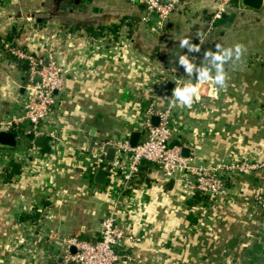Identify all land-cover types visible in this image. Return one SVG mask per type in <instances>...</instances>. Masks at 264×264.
<instances>
[{
	"label": "crops",
	"instance_id": "obj_1",
	"mask_svg": "<svg viewBox=\"0 0 264 264\" xmlns=\"http://www.w3.org/2000/svg\"><path fill=\"white\" fill-rule=\"evenodd\" d=\"M217 3L181 0L159 29L155 15L131 0H0V118L19 115L26 99L27 65L5 52L6 42L50 53L69 69L44 128L59 142L45 137L42 148L24 137L0 145V264H55L74 252L66 238L99 239L108 215L139 238L117 245V264H264L255 201L264 195V168L228 175L223 193L211 196L184 190L183 173L145 161L120 190L117 174L95 182L105 168L89 156L104 140L134 131L142 138L146 109L175 99L173 78L193 82L198 69L215 77L220 62L205 56L210 50L226 57L224 85L214 83L216 94L191 107L176 101L171 143L186 147L194 163L264 160V3L255 10L236 0L211 25ZM185 37L199 51L180 48ZM236 44L244 46L239 60L224 51ZM184 54L190 76L178 64ZM12 164L19 171L7 180Z\"/></svg>",
	"mask_w": 264,
	"mask_h": 264
},
{
	"label": "built area",
	"instance_id": "obj_2",
	"mask_svg": "<svg viewBox=\"0 0 264 264\" xmlns=\"http://www.w3.org/2000/svg\"><path fill=\"white\" fill-rule=\"evenodd\" d=\"M141 3L148 13L154 14L159 29H163L171 14L181 4V0H131ZM236 0H218L212 13L210 24L219 20L227 13ZM264 3V0H262ZM5 52L12 58L24 61L27 65L26 99L19 115L0 118V131H14L17 139L26 137L32 140L36 136L59 139L54 131L45 130L46 120L59 109L61 96L66 86V74L69 69L60 65L50 53L38 55L18 45L6 42ZM192 54L190 60H194ZM173 89L186 84L197 87L199 99L203 96L215 95L217 86L213 81L198 83L197 80L184 81L172 79ZM172 89V90H173ZM173 99V97H172ZM197 99V100H199ZM172 100L163 108H155L152 104L146 109L142 121L145 135L135 146L128 139L104 140L98 147L89 151L92 163L98 168H105L109 176L119 177V189L125 190L138 176L143 162L155 163L164 174L181 172L184 174L182 188L197 191L202 195L216 196L224 191L225 179L228 175H242L264 168V160L246 161L233 160L217 164L194 163L190 157L181 153V146L171 143L172 137ZM158 117V123L153 124L151 118ZM112 147V160L106 159L105 146ZM117 169L120 170L117 173ZM255 201L264 218V195L257 194ZM264 253V230L260 237ZM139 240L132 234H127L119 227L115 218L105 216L101 222V235L95 241L79 240L68 237L65 243L73 247L74 252H66L55 264H117L121 255L117 245L123 240Z\"/></svg>",
	"mask_w": 264,
	"mask_h": 264
},
{
	"label": "clouds",
	"instance_id": "obj_3",
	"mask_svg": "<svg viewBox=\"0 0 264 264\" xmlns=\"http://www.w3.org/2000/svg\"><path fill=\"white\" fill-rule=\"evenodd\" d=\"M185 46H187L189 51H199L200 49L198 45L189 43V39L187 37L180 39L179 47L183 49ZM216 47L218 49L220 48L219 45H217ZM243 48H244L243 45L236 44L234 48H227V49H224V51L228 53V57H231L234 54L235 58L239 60L242 54ZM205 56L206 57L212 56L215 61L220 62V63L216 64L217 74L215 75V77H210L208 75V72L204 69H198V73H199L198 78H197L198 83H203V82L211 80L216 85L223 86L225 82L226 74L223 71L222 62L226 59V57L223 54L212 53L210 50L205 52ZM178 64L185 68L189 76L191 75L194 65L193 63L189 61L186 54L179 55ZM197 91H198L197 87L194 85H190V84H186L184 87H175L172 90V96L175 98L172 101V104L175 105L176 101H179L180 104L187 106V107H191L192 103L194 102V98L199 99V97L197 96Z\"/></svg>",
	"mask_w": 264,
	"mask_h": 264
},
{
	"label": "water",
	"instance_id": "obj_4",
	"mask_svg": "<svg viewBox=\"0 0 264 264\" xmlns=\"http://www.w3.org/2000/svg\"><path fill=\"white\" fill-rule=\"evenodd\" d=\"M241 4L251 7L255 10H260L262 8V0H241ZM235 6H238V4H235ZM235 17V13L232 12L229 15L228 20L231 21ZM151 122L155 125L158 123V117L153 116L151 118ZM140 133L139 132H132L128 142L131 146H135L139 140ZM47 139L43 136H36L34 137L32 143L38 147H46ZM31 141L27 140V144H30ZM17 144V133L14 131H0V145L8 146V147H14ZM106 149V159L112 160L114 149L112 147L105 146ZM188 149L186 147H183L181 149V153L184 156H188L187 154ZM106 171L104 169H97L94 180L95 182L99 184H103L105 181ZM72 251H74V248L71 247Z\"/></svg>",
	"mask_w": 264,
	"mask_h": 264
},
{
	"label": "trees",
	"instance_id": "obj_5",
	"mask_svg": "<svg viewBox=\"0 0 264 264\" xmlns=\"http://www.w3.org/2000/svg\"><path fill=\"white\" fill-rule=\"evenodd\" d=\"M19 171V168H17L16 164H12L7 170H6V174H5V178L7 180H10L11 179V176L14 174V173H17Z\"/></svg>",
	"mask_w": 264,
	"mask_h": 264
}]
</instances>
